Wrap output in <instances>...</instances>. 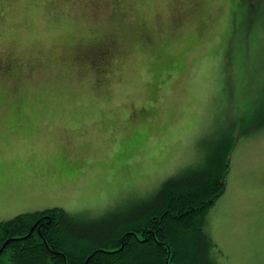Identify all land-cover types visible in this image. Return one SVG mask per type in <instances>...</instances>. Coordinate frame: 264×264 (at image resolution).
<instances>
[{
  "label": "rangeland",
  "instance_id": "1",
  "mask_svg": "<svg viewBox=\"0 0 264 264\" xmlns=\"http://www.w3.org/2000/svg\"><path fill=\"white\" fill-rule=\"evenodd\" d=\"M106 35L107 65L78 58ZM0 65V220L125 210L226 128L204 228L219 262L264 264V0H0Z\"/></svg>",
  "mask_w": 264,
  "mask_h": 264
},
{
  "label": "trees",
  "instance_id": "2",
  "mask_svg": "<svg viewBox=\"0 0 264 264\" xmlns=\"http://www.w3.org/2000/svg\"><path fill=\"white\" fill-rule=\"evenodd\" d=\"M224 129L201 165L168 176L125 210L90 216L58 206L0 220V264H224L201 216L224 192L235 147Z\"/></svg>",
  "mask_w": 264,
  "mask_h": 264
},
{
  "label": "flooded vegetation",
  "instance_id": "3",
  "mask_svg": "<svg viewBox=\"0 0 264 264\" xmlns=\"http://www.w3.org/2000/svg\"><path fill=\"white\" fill-rule=\"evenodd\" d=\"M171 20L175 21L176 23H179V19H176L174 16V11L172 12L171 15ZM171 21V22H172ZM138 35L137 37H141L143 40H150L151 39V32H149L148 30H146L145 28H140V31H138ZM85 50L84 48L87 47ZM77 47V46H76ZM76 47L73 49L72 54H74ZM81 48L80 52L82 55L83 53H85V56L83 55V57L78 56V58H80V60H84L86 58V60L89 61L90 64H94V65H98V67H102L107 65L108 63V58H109V53L116 47L115 44H113V39L110 37V35H106V36H102L99 37L98 39H95L93 41H88V42H84V44H81L80 46H78ZM92 57V58H91ZM90 58V59H89ZM2 66L5 70H8L11 68V65H0ZM99 71H101L99 69Z\"/></svg>",
  "mask_w": 264,
  "mask_h": 264
},
{
  "label": "snow or ice",
  "instance_id": "4",
  "mask_svg": "<svg viewBox=\"0 0 264 264\" xmlns=\"http://www.w3.org/2000/svg\"><path fill=\"white\" fill-rule=\"evenodd\" d=\"M215 2H216L217 4L222 5V4H224V3H227L228 0H215ZM228 59H229V61L231 60V55H229ZM229 85H231V80H229ZM176 163H179V161H177Z\"/></svg>",
  "mask_w": 264,
  "mask_h": 264
},
{
  "label": "crops",
  "instance_id": "5",
  "mask_svg": "<svg viewBox=\"0 0 264 264\" xmlns=\"http://www.w3.org/2000/svg\"><path fill=\"white\" fill-rule=\"evenodd\" d=\"M21 120H22V119H21ZM21 120H20V121H18V122H21ZM14 121H16V119H13V122H14ZM11 122H12V121H11Z\"/></svg>",
  "mask_w": 264,
  "mask_h": 264
}]
</instances>
